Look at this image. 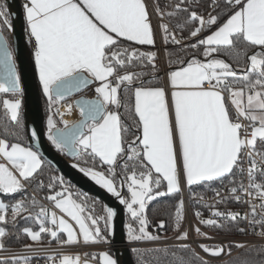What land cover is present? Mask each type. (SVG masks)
<instances>
[{
  "label": "snow or ice",
  "instance_id": "obj_1",
  "mask_svg": "<svg viewBox=\"0 0 264 264\" xmlns=\"http://www.w3.org/2000/svg\"><path fill=\"white\" fill-rule=\"evenodd\" d=\"M227 4L239 7L212 34L199 41L200 45L206 46L205 55L218 52L222 47L235 49L237 40L264 50V0H227ZM25 10L28 30L35 41L39 80L50 103L81 91L92 81L101 82L96 88L101 99L77 101L84 117L81 122L69 126L65 121L64 129H56L55 122L49 118L48 139L60 151L67 148L74 156L77 149L90 150V154L109 165V172L115 175L118 157L125 153L122 132L127 129L122 128L119 114L106 111L105 105L121 107V85H132L134 79L139 78V74H121V69H126L133 60L146 55L154 59L152 54L121 48L118 41V38H123L139 45L154 44L145 4L142 0H29ZM0 17H4L3 24L10 27L3 9H0ZM190 19L199 22V27L191 32L192 36H197L205 25L210 27L217 21L216 16L205 21L195 11L190 13ZM163 30L168 33L167 26ZM173 42L178 43L175 37ZM249 59L250 68L242 77H238L230 64L222 59L214 58L207 63L192 60L187 66L170 73V83L177 89L172 93L174 122L187 184L191 186L233 176L234 169L243 173L241 165L243 157L247 156L250 163L247 169L249 184L245 186L241 183L239 190L261 201V219H257V206L251 204L250 223L254 226L259 224L262 229L260 235L264 236V180L257 182L258 173L264 178V148L257 147L258 142L264 146V51L251 55ZM85 73L88 75L85 76ZM229 77L238 83H233ZM19 82L7 41L0 37V93H11L14 96L20 94L22 89ZM225 91L230 95L234 113H230L226 106L223 95ZM2 103L11 121L19 126L21 100L5 99ZM68 111H71V106ZM134 113L139 117L138 131L141 134L135 137L139 145L133 141L128 149L131 155L127 156V160L136 162L131 174L126 177L130 199L123 198L114 180L105 177L103 173L89 170L86 174L116 196L129 216L138 222V229L128 226V239L152 241L159 237L147 231V205L157 197L181 191L173 120L163 88L136 87ZM242 121H248V124ZM32 135L35 137L36 132L33 131ZM0 156L8 162L0 163V192L5 194L22 190V180H29L42 165L38 152L20 143L10 144L5 139H0ZM257 157L260 158L259 164ZM136 166L142 169L139 174L134 170ZM128 167L124 165L125 170ZM162 181H166V191L159 190ZM237 191L236 187L232 188L233 193ZM48 199L54 202L55 208L75 222L85 244L105 239L101 235L99 222L102 219L107 229L116 216L111 208L107 209L103 217L97 218L90 213L85 215L87 210L84 205L77 203L71 194L66 195L65 192H56ZM32 203L35 207L36 202ZM183 209L184 203L180 200L174 214L177 230L183 219ZM22 211L28 209L23 206V202H19L12 207L13 218ZM7 212L8 205L0 201V222H6ZM240 215L213 212L214 217L232 221H236ZM243 218L249 217L245 215ZM35 219L39 222V231L25 229L33 241L40 242L41 233H48L53 240H61L58 233H66L67 240L61 242L79 243L77 229L63 216L58 218L56 212L49 213L40 206ZM201 222L207 226L223 227L217 219ZM49 223L52 227L48 226ZM160 227H164L163 222ZM195 231L197 235H204L199 228ZM239 231L244 232L245 229L240 228ZM4 235V229L0 228V238ZM180 238L187 239V232ZM236 246L244 247L239 244ZM201 247L213 256H219L224 251L219 246L211 249L205 245ZM2 248L3 243L0 242ZM102 260L103 264H117L108 253L102 255ZM23 264H28L27 258H24ZM60 264L81 262L78 256L64 255ZM177 264L185 262L179 259Z\"/></svg>",
  "mask_w": 264,
  "mask_h": 264
},
{
  "label": "trees",
  "instance_id": "obj_2",
  "mask_svg": "<svg viewBox=\"0 0 264 264\" xmlns=\"http://www.w3.org/2000/svg\"><path fill=\"white\" fill-rule=\"evenodd\" d=\"M210 0H204V6L208 4ZM0 9H3L6 13V18L11 23L10 15L8 13L6 4L4 0H0ZM235 7L225 5L221 11L218 13V16L221 20H225L233 11ZM4 17H0V31H3L7 38L11 41V34L8 28V25L3 24ZM184 20L187 26L185 32L186 36H190L191 32L195 30L198 25L197 22H193L190 19V12L185 13ZM28 34V31H27ZM196 39L193 41L192 45H197L196 47H191L188 49H181L173 46H169L167 49V62L169 69L180 67L186 63L187 60H195V58L203 59L206 58L205 55V45H200L199 41L203 39ZM119 45L121 48H128L129 50H137L139 53L152 54L154 59H149L148 56H144L141 59L133 60L131 64L128 65L126 69H121V74L124 72L139 74L138 79H134L132 85H121L120 87V99L121 107L117 108L119 116L121 118L122 128H126L127 131L122 132V138L124 141L125 153L121 154L117 160V166L115 167V175L109 172L110 166L104 164L99 160L98 157H93L90 154V151H81L80 155L73 159L77 165L86 170H94L101 172L105 177L113 179L116 187L120 188L122 183L125 185V199H130V193L128 192L127 175L131 174L133 170V165L135 161L127 160V156L131 155V152L128 151L129 146L132 145V142L135 141V137L141 133L138 131L139 117L134 113V90L136 87H146V88H156L163 87L164 81L161 75L160 68L156 65L157 50L156 47H144L137 45L131 41H127L122 38H118ZM33 54L35 51L31 48ZM237 50H239V55H237ZM262 50L259 46H251L243 40H237L235 43V49L222 47L218 52H215L219 57L225 59L232 67V69L239 73L245 75L247 70L250 68V59L249 57L253 54L259 53ZM232 81V78H230ZM233 83H238L232 81ZM41 85V84H40ZM43 95V104L46 115V121L49 116L52 114L54 107L50 104V101L47 99L42 87ZM19 98L21 100V109H20V124L17 126L15 122H12L10 119V114L5 110L3 106V100H15ZM114 108V107H113ZM58 127H62V123L58 117L54 119ZM47 129V123H46ZM0 137L7 140L11 143H20L23 146L30 147L27 129L25 124V118L23 114V92L14 96L11 93H0ZM139 145V141L138 144ZM261 148L264 146L260 145ZM127 164L129 167L125 170L124 165ZM137 174L142 170L139 166H136L134 169ZM235 175L237 170L234 169ZM231 176L224 177L222 179H217L213 181H220L229 179ZM29 186L41 197L48 199L49 196L54 195L56 192H65V194H71L72 199L77 203H81L86 208V213L91 214L94 217H103L106 215L107 207L99 199L88 195L81 190H79L75 185L69 182L64 176H62L50 163L44 160L42 167L32 176L29 180L26 181ZM211 182V181H206ZM202 182V183H206ZM52 185V187H49ZM192 185L191 189H194ZM160 191H166V181H162ZM27 191L23 189L13 193L5 194L0 192V197L9 205L15 202L22 194H25ZM28 193V192H27ZM28 202L24 204V207L28 211H24L22 214L17 215L15 218L7 216L6 222L1 223V227L5 231V235L0 238V242L3 243V248L1 250H14V249H24V248H35V247H44V246H53L65 244L61 241H65L64 237L61 234H58L61 237V240H53L48 233H41L40 242H34L30 236L27 235L25 229H30L32 231H39V222L35 219L36 215L39 212L40 206L42 203L38 201L32 194L28 193ZM183 200L181 192L178 194H169L164 197H157L155 200L149 202L146 208V218L148 220L147 231L154 236L159 237L158 240L152 241H162L174 238L179 231L181 230L183 219L180 223V227L177 230L175 222V210L179 204V201ZM33 201L36 202V206H33ZM51 201V200H50ZM127 218V239H128V226L131 225L133 228L138 229L139 224L137 221H134L128 214L126 210ZM163 222L164 227L161 228L160 224ZM49 227L52 225L49 223ZM101 228V235L105 239L97 241L98 243H110L111 232L110 227L105 228L104 221L101 219L99 222ZM212 232L218 234L228 233L225 229L220 227H212ZM129 243H138L143 241L150 240H141V241H130ZM109 252H113L109 249ZM131 253L135 264H152V262H158V264H177L179 259H183L185 264H264V246H253L242 249L235 254L224 260H210L206 259L192 246L188 244L184 245H163V246H134L131 248ZM24 258H27L28 264H37L38 261H48L49 257L45 256H25V257H1L0 264H23ZM49 264V263H46Z\"/></svg>",
  "mask_w": 264,
  "mask_h": 264
},
{
  "label": "built area",
  "instance_id": "obj_3",
  "mask_svg": "<svg viewBox=\"0 0 264 264\" xmlns=\"http://www.w3.org/2000/svg\"><path fill=\"white\" fill-rule=\"evenodd\" d=\"M149 20L153 26L156 36V50L157 58L156 65L161 70V75L165 82L168 81L169 66L167 62V49L169 46L181 48L183 50L191 47L192 43L196 39L204 37L218 27L221 20L218 13L227 4V0H210L208 4L204 6V0H144ZM22 4L28 3L27 0H21ZM179 5V7H177ZM183 9H187L184 11ZM195 11L199 16L203 17L205 21L210 19L211 16H216V23L210 27L205 25L204 29L197 36H186L185 32L187 26L184 20V15L187 12ZM164 26H167L168 33L164 32ZM197 27H199V22ZM196 27V28H197ZM167 35V39L165 38ZM173 37L175 41L173 42ZM28 44L35 51V41L31 37L30 33L27 34ZM230 103V100H229ZM231 105V103H230ZM231 109L234 113V107L231 105ZM245 125L248 121H242ZM250 131V129H249ZM258 148L259 142L257 144ZM258 164L260 158L257 157ZM244 172L241 173L238 169L236 175L231 176L229 179L220 181H211L206 183H199L192 186L182 184L181 194L183 197L184 209H183V224L181 230L176 235L175 241L162 240V241H143L138 243H132V247L136 246H163V245H192L200 255L210 260H224L236 252L253 246H264V236L260 235L262 229L259 224L255 226L250 223L251 220V204H255L257 219H261V209L259 207L261 201L255 196L249 197L245 192L240 191V184L243 183L245 186L249 184L247 169L250 167L249 158L243 157L241 165ZM179 174H182L179 169ZM264 178L257 174V182H261ZM24 189L32 194L38 201L42 203V206L48 210L49 213L56 212L57 217L63 216L59 209L55 208L54 202L44 199L38 195L29 184L22 180ZM236 187L238 191L232 192V188ZM22 194L15 202L8 205L7 216L13 217L12 207L19 202L26 204L28 202V193ZM239 197V201L237 200ZM247 201V203L245 202ZM220 211L224 213H240V217L236 221L230 219L217 218L213 216V212ZM22 211L20 214H22ZM197 213L200 215L198 216ZM248 215V219L243 217ZM217 219L218 223L222 224L223 228L228 233L218 234L211 231L212 226H207L202 223V220ZM199 228L201 233L204 235H197L196 229ZM240 228L245 229L244 232L239 231ZM187 232L188 238L182 239L180 237ZM59 234V233H58ZM244 245V247H237L236 245ZM201 245L208 246L210 249L217 246L224 248V251L219 256H213L210 253H206ZM110 245L105 243H87L79 241V243L68 245L60 244L53 246L35 247V248H24L14 250H1V257H25V256H45L49 257L48 261H38L37 264H60V259L64 255L72 257H79L81 264L85 262H98L97 251L110 249ZM51 258H55L54 260Z\"/></svg>",
  "mask_w": 264,
  "mask_h": 264
},
{
  "label": "water",
  "instance_id": "obj_4",
  "mask_svg": "<svg viewBox=\"0 0 264 264\" xmlns=\"http://www.w3.org/2000/svg\"><path fill=\"white\" fill-rule=\"evenodd\" d=\"M11 19V25L8 26L11 34V41L3 31H0V37L7 41L8 47L15 61V71L20 78L19 87L23 92V114L27 129L29 145L48 163H50L62 176L75 185L82 192L91 195L104 203L108 208L116 212V216L110 222V250L113 252L117 264H135L131 248L132 245L127 239V218L126 208L119 202V199L112 193L108 192L101 185L97 184L90 175L86 174L88 170L81 168L73 159L80 155L74 156L65 149V154L59 150L48 139L46 129V115L43 104V95L41 85L38 79L35 58L27 41V28L25 21V8L21 0H4ZM190 61L187 60L185 65ZM180 67L171 68L174 70ZM85 76L88 74L85 73ZM91 81L92 78L89 76ZM89 85L79 92L73 93L65 99H74L75 107L80 111V120L73 123L78 124L84 117L81 115L80 107L77 101L81 100H98L99 96L88 97L83 93L90 87ZM106 111L107 107L105 105ZM71 126V125H69ZM56 129H64L59 127ZM36 132V136L32 132ZM55 131V129L53 130ZM87 131V130H85ZM138 144V141L135 143ZM121 196L125 198V185L122 183Z\"/></svg>",
  "mask_w": 264,
  "mask_h": 264
},
{
  "label": "crops",
  "instance_id": "obj_5",
  "mask_svg": "<svg viewBox=\"0 0 264 264\" xmlns=\"http://www.w3.org/2000/svg\"><path fill=\"white\" fill-rule=\"evenodd\" d=\"M28 1V3L27 4H29V0H27ZM142 2L145 4V1L144 0H142ZM26 5V4H25ZM25 5H24V8H25ZM145 6H146V4H145ZM239 6L237 5V6H235V9H234V11L236 10V8H238ZM146 10H147V7H146ZM233 11V12H234ZM25 12V21H26V28H27V31L29 32V30H28V24H27V18H26V10L24 11ZM147 14H148V11H147ZM232 14V13H231ZM230 14V15H231ZM229 15V16H230ZM148 18H149V16H148ZM228 18V17H227ZM226 18V19H227ZM225 19V20H226ZM224 20V21H225ZM149 22H150V20H149ZM150 24H151V22H150ZM151 27H152V30H153V35H154V44L153 45H141V46H144V47H150V48H154L156 45V36H155V32H154V29H153V26H152V24H151ZM30 33V32H29ZM114 35V37H115V34H113ZM123 39V38H122ZM132 42V41H131ZM134 43V42H133ZM136 44V43H135ZM137 45H139V44H137ZM34 58H35V53H34ZM214 58H217V59H222V60H224L226 63H228L225 59H223V58H221V57H219L215 52H213L212 53V55H211V57L210 58H208V55L206 56V58H203V59H199V58H195V60H199L200 62H202V63H207V62H209V61H211L212 59H214ZM250 58V57H249ZM191 61H189V63H190ZM36 64V63H35ZM229 64V63H228ZM185 66H187V64L185 65H182V66H180V68H177V69H174V70H170L169 71V74H168V81L167 82H165L164 80V86L163 87H161V88H163V90H164V92H165V96H166V100H167V102H168V107H169V113H170V117L172 118V120H173V137H174V143H175V146H176V154H177V166H178V172H179V169H181V171H182V174L180 175L179 174V179H180V189H181V187H182V184H186V185H188L187 184V181H186V177H185V174H184V171H183V166H182V155H181V150H180V145H179V139H178V135H177V133H176V129H175V122H174V106H173V98H172V93L175 91V90H177V89H174L172 86H171V83H170V73L172 72V71H177V70H180L182 67H185ZM231 66V65H230ZM249 66H250V64H249ZM36 70H37V75H38V79H39V72H38V69H37V67H36ZM237 73V72H236ZM237 76L238 77H242L243 76V74H239V73H237ZM230 78L231 77H229V80H230ZM40 81V80H39ZM41 83V82H40ZM100 84H101V82L100 81H92L91 82V86H90V88L89 89H87L86 91H88V90H95V92H94V94H92L91 96H88V95H86V96H88V97H94V96H99V94L96 92V88L97 87H99L100 86ZM41 87H42V89H43V85L41 84ZM85 91V92H86ZM84 92V93H85ZM83 93V94H84ZM223 95H224V97H225V103H226V106L229 108V110H230V113H233V111H232V109H231V105H230V103H229V100H230V95H229V93L227 92V91H225L224 93H223ZM100 97V96H99ZM101 98V97H100ZM72 103V102H71ZM73 104V103H72ZM106 107H107V111H114V112H117L118 113V110H117V108H116V106L115 105H113V104H108V105H106ZM114 107V108H113ZM119 114V113H118ZM120 120H121V118H120ZM0 139H2L1 137H0ZM23 146V145H22ZM26 147V146H25ZM32 149V148H31ZM33 151H35L34 149H32ZM90 151V150H89ZM40 158H41V161H42V165L44 164V159L40 156ZM0 163H4V164H8V162L2 157V156H0ZM42 165H41V167H42ZM10 168H11V165L9 164L8 165ZM39 170V169H38ZM37 170V171H38ZM16 175L18 176L19 174L18 173H16ZM35 175V174H34ZM33 175V176H34ZM206 182V181H205ZM202 183V182H201ZM194 185H196V184H194ZM189 186V185H188ZM192 186V185H191ZM11 194H13V193H11ZM0 201H3L6 205H9L8 203H6L1 197H0ZM62 215H63V218L64 219H66V220H68V222L69 223H72L73 224V227L74 228H76L77 229V234H78V238H79V241H83V237H82V235L81 234H79V232H78V226L77 225H75V222L74 221H72L69 217H67L64 213H62ZM6 218H7V215H6ZM1 223H3V222H0V228H2L1 227ZM59 234H61L63 237H64V239H65V241L67 240V235H66V233H59ZM34 242H36V241H34ZM96 243H98V242H95V243H92V244H96ZM65 244H68V243H65ZM73 244H76V243H73ZM68 245H72V244H68ZM0 251H1V249H0ZM98 253H97V257H98V262H96V263H93V262H85V263H83V264H103V260H102V255L104 254V253H108L113 259H114V256H113V254H111L110 252H109V250H101V251H97ZM115 260V259H114Z\"/></svg>",
  "mask_w": 264,
  "mask_h": 264
},
{
  "label": "rangeland",
  "instance_id": "obj_6",
  "mask_svg": "<svg viewBox=\"0 0 264 264\" xmlns=\"http://www.w3.org/2000/svg\"><path fill=\"white\" fill-rule=\"evenodd\" d=\"M224 22V21H223ZM222 22V23H223ZM222 23H220V24H222ZM9 24L11 25V23L9 22ZM219 24V25H220ZM217 29V28H216ZM216 29H214L213 31H211L210 33H208V34H206L205 36H204V38H206L208 35H210V34H212V32H214ZM212 55V54H211ZM211 55H208V58H210L211 57ZM40 82V81H39ZM41 84V83H40ZM94 92H95V90H88V91H86L85 93H84V95H88V96H91L92 94H94ZM46 95V94H45ZM46 97H47V99H48V96L46 95ZM49 100V99H48ZM68 102H72L73 104H74V99H63V100H57L55 103H50L53 107H54V110H53V112H52V114L49 116V118H51L53 121H54V119H55V117H58L59 119H60V121H61V123H62V127L61 128H63L64 127V122L62 121V119L60 118V116H59V114L57 113V107L61 104V103H68ZM72 104V105H73ZM22 105V104H21ZM74 106V105H73ZM75 107V106H74ZM75 109H76V107H75ZM77 110V109H76ZM80 111L78 110L77 111V115H78V119H77V121L80 119ZM49 118L47 119V121H46V123H47V133L49 132V127H48V120H49ZM55 122V121H54ZM76 122V121H75ZM74 122V123H75ZM56 124V123H55ZM56 128H59L57 125H56ZM54 130V129H53ZM51 141V140H50ZM52 142V141H51ZM54 145V144H53ZM55 146V145H54ZM56 147V146H55ZM59 150V149H58ZM59 152H61V153H63V154H65V150L64 151H60L59 150ZM97 172V171H96ZM117 190L118 191H120L121 190V187L120 188H118L117 187ZM176 236L174 237V238H172V239H169L170 241L172 240V241H175L176 239ZM107 250H109V249H107Z\"/></svg>",
  "mask_w": 264,
  "mask_h": 264
},
{
  "label": "bare ground",
  "instance_id": "obj_7",
  "mask_svg": "<svg viewBox=\"0 0 264 264\" xmlns=\"http://www.w3.org/2000/svg\"><path fill=\"white\" fill-rule=\"evenodd\" d=\"M73 105H72L71 102H68V103H61L57 107V113L59 114L60 118L62 119L63 122L66 121L68 123V125H72L75 121L77 122V119H78V115H77L78 109L76 108L77 109L76 110L75 107H74L75 105L74 106ZM69 106H71V111L70 112L68 111ZM80 118H81V116H80ZM91 171H94V170H91ZM94 172H96V171H94Z\"/></svg>",
  "mask_w": 264,
  "mask_h": 264
}]
</instances>
